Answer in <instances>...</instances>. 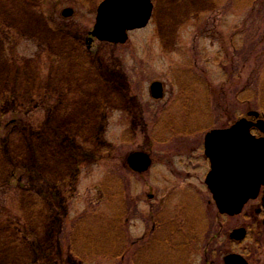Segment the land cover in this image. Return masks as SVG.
<instances>
[{
	"label": "rangeland",
	"instance_id": "rangeland-1",
	"mask_svg": "<svg viewBox=\"0 0 264 264\" xmlns=\"http://www.w3.org/2000/svg\"><path fill=\"white\" fill-rule=\"evenodd\" d=\"M102 1L0 0V157L19 152L0 162V264H264L261 199L221 215L204 148L264 118V0H152L117 45L90 34ZM135 151L149 171L126 166Z\"/></svg>",
	"mask_w": 264,
	"mask_h": 264
},
{
	"label": "water",
	"instance_id": "water-1",
	"mask_svg": "<svg viewBox=\"0 0 264 264\" xmlns=\"http://www.w3.org/2000/svg\"><path fill=\"white\" fill-rule=\"evenodd\" d=\"M153 10L152 0H104L98 7L91 34L103 42L124 44L129 31L148 25ZM73 14L72 8L62 12L67 18ZM150 91L153 98L162 99L163 83L153 82ZM247 115L229 127L213 129L205 135V155L210 162L205 183L221 215H240L250 200L259 197L264 186V118L253 110ZM253 128L262 135H255ZM126 163L133 171L144 173L150 169L153 160L148 152L135 151L126 157ZM261 211L264 212V195L262 207L257 212ZM262 223L264 225V218ZM247 236L246 227L235 228L229 235L236 242H242ZM223 260L225 264H250L239 253H228Z\"/></svg>",
	"mask_w": 264,
	"mask_h": 264
},
{
	"label": "trees",
	"instance_id": "trees-1",
	"mask_svg": "<svg viewBox=\"0 0 264 264\" xmlns=\"http://www.w3.org/2000/svg\"><path fill=\"white\" fill-rule=\"evenodd\" d=\"M261 109H262V111H263V116H264V89H263V94H262V99H261ZM15 150V149H14ZM3 152H5L4 150H1L0 151V153H3ZM18 153L19 152H17V151H9L8 150V152H6V154L5 155H3L2 157H0L1 159H0V162H2V163H4V164H6V166H8V167H10V168H16V166H15V164H14V161L17 159V158H19L18 157ZM4 160H8V163L7 162H5ZM18 160V159H17ZM15 166V167H14ZM160 224H161V227L163 226V225H165L164 223H163V221L161 220L160 221ZM170 224V223H169ZM166 226V225H165ZM170 226V227H169ZM171 225H168V223H167V230L170 232L171 231ZM190 241H192V239H189ZM155 246H156V243L154 242V243H150V249H148V250H145V251H147V252H150L151 253V251H153L154 250V248H155ZM143 250V249H142ZM212 252H214V249L213 250H211V251H209V253H207L206 254V261H205V263L206 264H209L208 263V260L210 259V258H216V261L219 259V260H221V262H222V257H223V253L221 252V251H218V253H216L215 255H213L214 253H212ZM137 254V253H136ZM160 264V263H159Z\"/></svg>",
	"mask_w": 264,
	"mask_h": 264
},
{
	"label": "flooded vegetation",
	"instance_id": "flooded-vegetation-1",
	"mask_svg": "<svg viewBox=\"0 0 264 264\" xmlns=\"http://www.w3.org/2000/svg\"><path fill=\"white\" fill-rule=\"evenodd\" d=\"M75 12V11H74ZM89 40L87 41L89 43L88 45V49H91V43H93V40H90V37L88 38ZM91 41V42H90ZM164 90H165V86H164ZM264 193V187L261 189V195ZM261 199V198H260ZM263 214V213H262Z\"/></svg>",
	"mask_w": 264,
	"mask_h": 264
}]
</instances>
